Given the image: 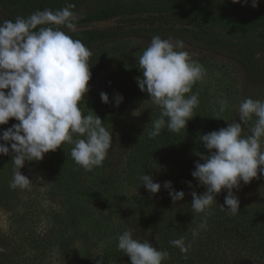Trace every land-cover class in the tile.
Wrapping results in <instances>:
<instances>
[{"label": "trees", "instance_id": "obj_1", "mask_svg": "<svg viewBox=\"0 0 264 264\" xmlns=\"http://www.w3.org/2000/svg\"><path fill=\"white\" fill-rule=\"evenodd\" d=\"M251 2L0 0V21L14 22L17 17L45 9L55 11L69 3L75 5L72 11L77 14L79 26L116 18L117 23L106 28L70 32L60 26L92 50L89 92L93 99H98L97 93L119 76L127 75L106 62L110 53L122 51L120 46L108 55L102 49L131 34L158 33L191 39L210 52L226 55L234 64L206 59L204 78L187 95L196 94L198 87L205 86L215 92V97L207 101L198 96L194 118L179 133L165 127L160 135L149 136L151 121L159 118L160 109L136 83L123 102H137L143 111L141 118L123 119L113 113L100 116L118 145V149L108 150L101 166L91 171L77 164L61 167L53 156L45 154L47 167L57 176V188L27 228L17 227L13 233L0 230V264H70L72 258L77 264H97L101 259L103 264H130V257L117 247V237L126 230L133 231L134 238L167 251L168 257L162 264H264V173L250 184L241 182L239 190H233L240 200L241 210L236 215L220 207L225 203L226 189L217 195L206 213L197 214L191 207V192L206 191L191 175L195 164L202 162L197 153L207 154L202 135L226 128L233 120L240 122L238 108L245 98L264 101V0H259L255 8ZM219 95L228 102L223 113L218 111ZM216 116L221 119L212 118ZM16 123L17 120L10 119L1 126L0 134ZM73 147L66 155L71 154ZM144 174L161 184L159 193L153 195L142 186L139 178ZM170 179L177 181L172 185L176 191L185 192L184 200L175 205L169 190L163 187ZM205 218L207 227L201 229ZM180 238L186 246L190 245L187 253L170 244Z\"/></svg>", "mask_w": 264, "mask_h": 264}, {"label": "clouds", "instance_id": "obj_2", "mask_svg": "<svg viewBox=\"0 0 264 264\" xmlns=\"http://www.w3.org/2000/svg\"><path fill=\"white\" fill-rule=\"evenodd\" d=\"M243 2L247 4L248 0ZM251 6L258 7L259 0H252ZM74 7L69 3L55 11L45 9L28 17H17L14 22L0 21V126L13 118L18 121L0 134V141H4L0 143V155L12 154L14 173L9 185L12 189H27L33 182L21 172L26 162L42 161L45 154L66 142L74 145L71 157L86 171L101 166L112 145L113 133L106 130L105 122L91 112L83 115L79 107L90 91L92 50L61 30L60 26H64L70 32L76 31ZM182 48V42L173 44L155 36L138 58L142 72L136 78L139 89L160 109L159 118L151 121L150 137L160 135L165 127L169 132L179 133L194 118L199 94H187L204 78L205 70L188 52L177 50ZM100 97L103 103H110L107 93L101 92ZM123 99L116 94L117 107ZM218 104V111L223 113L227 100L219 99ZM238 117L240 122L233 120L226 128L202 135L207 154L197 153L202 162L198 161L191 173L206 188L203 194L191 192V207L197 214L206 213L225 189L227 195L221 209L238 214L240 200L233 190H239L241 182L250 184L264 173V101L245 98L239 104ZM139 179L149 193L161 191V184L154 182L153 176L144 174ZM187 183L189 188L193 187L191 181ZM163 187L169 190L174 205L184 200L185 192L176 191L171 181H165ZM206 227L205 218L200 228ZM117 240L118 250L130 257V264H162L168 257L167 251L134 238L131 230L124 231ZM170 244L179 247L182 253H187L190 247L183 238ZM97 264H103V260Z\"/></svg>", "mask_w": 264, "mask_h": 264}, {"label": "rangeland", "instance_id": "obj_3", "mask_svg": "<svg viewBox=\"0 0 264 264\" xmlns=\"http://www.w3.org/2000/svg\"><path fill=\"white\" fill-rule=\"evenodd\" d=\"M125 1L130 4H137L139 1L148 2V0ZM82 10L84 11V7L80 9V11ZM112 22L116 24V18L113 19ZM155 36L169 40L173 44L182 42L183 48L177 50L188 52L191 59L198 61L202 66L205 65L206 59L208 58L216 62L223 61L231 63V66H234V64L229 61V57L226 55L217 52H210L209 50L202 48L197 42H192L191 39L187 40L184 37H169L158 33H139L127 35L118 41L108 43L104 49H102V52L108 55L107 53H109L111 49H115L117 46H120L122 51L118 50L116 53H110L111 56L108 60H106V62H108L111 66H117L118 69L124 70V73L127 75L119 76L116 82H113L100 91V93L105 92L109 95L110 103H103L101 101L99 92L97 93L98 99H93L94 96L88 92L86 97H84L79 104L83 115H87L89 112H91L93 115L97 114L100 117L113 113L117 117L120 116L123 119L130 118L133 120L135 118L142 117L143 111L137 102L133 100H126L125 102H122L119 107H117L115 104V96L116 94H120L125 99V97H127L131 91L134 90L133 88L137 83V79L132 78V75L136 74L138 77L142 76V72L138 68V58L150 45L151 40ZM212 83L213 81L209 80V84L213 85ZM197 93L199 94L198 96H202V98L206 99L207 101H213L215 97V92L212 90H207L205 86L198 87ZM220 98L221 95H219V99ZM237 104L238 103H235L236 106ZM134 111H137V115H133ZM122 113L124 114V117L121 116ZM72 146L73 144L66 142L63 147L57 149L54 152L46 154V156H53L54 160H56V162L61 167H70V165L76 167V163L72 158H70L71 154L66 155L68 154V149ZM110 148L113 151L114 148L118 149V145L113 141ZM115 157L116 159L119 158V156ZM67 158L69 160H67ZM64 159L67 162L63 161ZM11 161L12 154L0 156V230L5 233H13V230H15L17 227H21L22 229L27 228V224L30 225V222L34 221L38 212L42 211V207H45L47 203V197H49L51 192L57 188V176L55 172L51 171V168L47 167L45 157L42 161L26 162L25 166L21 169V172L24 175L33 180L29 188H10L9 185L13 179L14 173V164ZM41 177L43 180L39 179ZM168 181H171L172 185L177 183V181L174 179H170ZM41 229L42 224L39 230ZM70 260V264H77L73 258Z\"/></svg>", "mask_w": 264, "mask_h": 264}, {"label": "water", "instance_id": "obj_4", "mask_svg": "<svg viewBox=\"0 0 264 264\" xmlns=\"http://www.w3.org/2000/svg\"><path fill=\"white\" fill-rule=\"evenodd\" d=\"M112 20L113 19L99 20V21H93V22H91L88 25H82V26L77 25L76 31L92 30V29H95V28H106L108 26L114 25Z\"/></svg>", "mask_w": 264, "mask_h": 264}]
</instances>
